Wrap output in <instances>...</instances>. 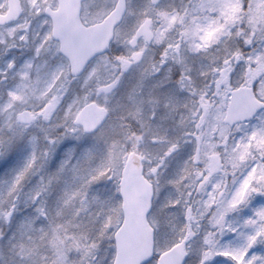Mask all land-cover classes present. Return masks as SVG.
<instances>
[{
  "label": "snow or ice",
  "instance_id": "obj_1",
  "mask_svg": "<svg viewBox=\"0 0 264 264\" xmlns=\"http://www.w3.org/2000/svg\"><path fill=\"white\" fill-rule=\"evenodd\" d=\"M0 167V264H264V0H0Z\"/></svg>",
  "mask_w": 264,
  "mask_h": 264
},
{
  "label": "rangeland",
  "instance_id": "obj_2",
  "mask_svg": "<svg viewBox=\"0 0 264 264\" xmlns=\"http://www.w3.org/2000/svg\"><path fill=\"white\" fill-rule=\"evenodd\" d=\"M175 2L176 3H179V0H175ZM4 179H5V177H4V170H3L2 167H0V188L3 187V181H4ZM35 179H36V177H33V180H35ZM26 190H27V188H26ZM6 230L9 232V234L11 233V230L10 229H6Z\"/></svg>",
  "mask_w": 264,
  "mask_h": 264
},
{
  "label": "water",
  "instance_id": "obj_3",
  "mask_svg": "<svg viewBox=\"0 0 264 264\" xmlns=\"http://www.w3.org/2000/svg\"><path fill=\"white\" fill-rule=\"evenodd\" d=\"M135 242V241H134Z\"/></svg>",
  "mask_w": 264,
  "mask_h": 264
}]
</instances>
